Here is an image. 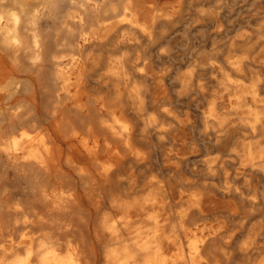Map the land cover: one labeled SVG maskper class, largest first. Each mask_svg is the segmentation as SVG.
<instances>
[{"label": "clouds", "instance_id": "9594fccd", "mask_svg": "<svg viewBox=\"0 0 264 264\" xmlns=\"http://www.w3.org/2000/svg\"><path fill=\"white\" fill-rule=\"evenodd\" d=\"M0 264H264V0H0Z\"/></svg>", "mask_w": 264, "mask_h": 264}]
</instances>
